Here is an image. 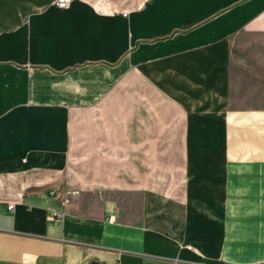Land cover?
Returning <instances> with one entry per match:
<instances>
[{"label":"crops","instance_id":"obj_1","mask_svg":"<svg viewBox=\"0 0 264 264\" xmlns=\"http://www.w3.org/2000/svg\"><path fill=\"white\" fill-rule=\"evenodd\" d=\"M100 4L0 0V264H264V0Z\"/></svg>","mask_w":264,"mask_h":264},{"label":"rangeland","instance_id":"obj_2","mask_svg":"<svg viewBox=\"0 0 264 264\" xmlns=\"http://www.w3.org/2000/svg\"><path fill=\"white\" fill-rule=\"evenodd\" d=\"M94 3H101V2H106L109 3V5H113V8L121 9V10H131L134 8H137L140 6L145 0H91ZM180 140H170V148H178L180 147ZM137 160L139 161L140 156H136ZM147 159H150L152 156H144ZM155 158V156H153ZM165 156H163L164 158ZM95 158V156H94ZM169 159V171H161L158 170L157 168L154 167V170H152L151 178H150V172H146V178L142 176L141 178V172L139 171V165L136 164V168H132L133 165H130L131 169L122 170V171H113V170H87V169H82V171H73L72 173L77 176H73L75 179V184H78L77 186L73 188H67L71 189V191L77 192V195H79L80 190H88L89 193L99 192L100 194H104V190H107V194H112V190H114V195L118 196H132L136 195L135 190L139 189H144V188H136L132 189L133 184H144V185H154L153 187H158L161 183L164 185L169 182L173 183L176 179H180L181 177V171H180V166L183 163L182 160V155L180 151L177 150H172L169 151L168 155ZM112 165V164H111ZM82 167H85L86 165H81ZM96 163L90 164L89 167L96 168ZM144 166H149L152 167V163H149L148 165ZM79 173L82 174L83 178L79 175ZM142 175H144L142 173ZM163 175V177H162ZM116 178H121L120 183L122 184L121 187L123 188H111V187H104L103 185L106 183H111L114 182ZM169 178V179H168ZM125 186H124V184ZM101 186V187H98ZM103 186V187H102ZM161 188H166L162 187ZM118 190V191H117ZM104 196V195H102Z\"/></svg>","mask_w":264,"mask_h":264},{"label":"built area","instance_id":"obj_3","mask_svg":"<svg viewBox=\"0 0 264 264\" xmlns=\"http://www.w3.org/2000/svg\"><path fill=\"white\" fill-rule=\"evenodd\" d=\"M72 2V0H56V4L58 7L60 8H64L66 6H68V4H70ZM98 11L101 12H107V8L103 7L100 3L96 6ZM53 195H56V191H52ZM77 195V192L75 191H71L70 189H67L65 192V200H69L72 196ZM9 208H14V204H9ZM189 248H192V246H189Z\"/></svg>","mask_w":264,"mask_h":264}]
</instances>
